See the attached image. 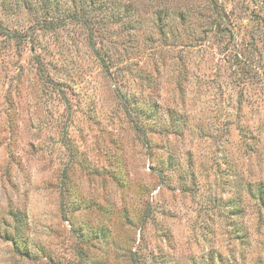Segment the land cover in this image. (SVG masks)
Returning a JSON list of instances; mask_svg holds the SVG:
<instances>
[{"label": "rangeland", "instance_id": "1", "mask_svg": "<svg viewBox=\"0 0 264 264\" xmlns=\"http://www.w3.org/2000/svg\"><path fill=\"white\" fill-rule=\"evenodd\" d=\"M202 3L223 5L234 31L218 32L210 8L195 33L157 44L137 34L126 0H0L9 31H0V175L15 189L12 168L30 156L55 158L47 187L59 220L68 208L104 221L88 231L74 222L50 227L59 251L24 257L4 220L0 264H130V249L145 264H233L216 245L227 249L243 230L241 248H252L237 220L213 216L222 205L257 233L264 224L246 211L256 205L255 182L240 178L241 168L253 174L264 164L251 156V135L264 152V0ZM142 100L149 110L136 107ZM161 109H210L215 135L171 115L160 124ZM77 182L93 193L87 201ZM44 199L35 193L34 206ZM9 216L20 221L18 212ZM244 262L264 264V256L254 249Z\"/></svg>", "mask_w": 264, "mask_h": 264}, {"label": "clouds", "instance_id": "2", "mask_svg": "<svg viewBox=\"0 0 264 264\" xmlns=\"http://www.w3.org/2000/svg\"><path fill=\"white\" fill-rule=\"evenodd\" d=\"M131 3L135 9L133 21L136 23V32L144 38H151L157 44L172 43L187 33H195L200 27V13L207 12L211 15L210 4L202 3V0H126ZM137 93V96H140ZM144 99H147L145 96ZM155 99V97H153ZM138 109L147 111L151 107L150 103L143 100L136 104ZM210 109L205 113L200 111H184L177 110L173 113H167L164 109L157 112L154 119L164 124L168 121L169 115L189 124H202L204 129L210 135H215V120L213 119ZM242 151V150H241ZM210 154V153H209ZM59 161L53 158V163L45 156L36 155L28 157L23 164L22 170L12 168L10 170V178L16 185L15 189L8 186V176L0 175V229L4 228L3 221L7 220V231L11 235L27 244V247L35 254L39 255L41 249L48 248L59 251V243L55 241L50 227L59 226L67 229L69 222H74L78 226L83 227L86 231L95 230L104 222L102 217H98L94 210L89 209L86 213L73 214L70 209L65 208L63 215L68 220L60 221L57 211L58 202L49 194L47 187L48 182L54 179V173L57 172ZM240 178L245 182L264 181V164L258 168H253L249 174L246 168H241ZM77 196L87 201L93 195L88 190L83 189L77 182ZM59 187L57 186V191ZM40 192L45 197L41 207L34 206L33 195ZM216 195H220L219 190H215ZM224 199H227V193H224ZM258 205H250L246 211L249 216L259 214L264 219V209H259ZM20 214V221H14L9 216V211ZM229 208L222 205L217 208L213 219L220 218V223L225 224L227 220H237V223L244 227L251 235L249 237L252 248H241L239 241L231 243L227 249L221 247L225 251V255L240 259L241 252L245 254L252 253L256 250V254L264 256V250L259 249V241L264 240V224L260 226L259 233L256 232L248 217H230L228 215ZM194 219V218H193ZM67 233H65L66 235ZM63 238V237H62ZM214 239V238H213ZM203 251H207L209 245L200 241ZM6 252H10L11 244L3 245ZM230 250V251H229ZM11 259L15 260L13 256ZM251 255L249 256V261ZM8 261V257H5Z\"/></svg>", "mask_w": 264, "mask_h": 264}, {"label": "trees", "instance_id": "3", "mask_svg": "<svg viewBox=\"0 0 264 264\" xmlns=\"http://www.w3.org/2000/svg\"><path fill=\"white\" fill-rule=\"evenodd\" d=\"M211 12L215 15V17L218 19V22L215 23V27L217 28L218 32H223V31H228V32H233L235 27H232L233 25L231 23H227L228 25V29H227V25L224 24V22L226 21L227 17H228V13L225 9V7L223 5H218V4H213L211 5ZM223 21V22H222ZM0 31L1 32H6V34H9V31H4V29L2 28V26L0 25ZM103 60V59H102ZM104 62V61H103ZM105 66V65H104ZM40 71V69H39ZM42 72V71H40ZM42 74V73H40ZM182 80L179 78L178 79V83L179 85L181 84ZM124 106L127 112L130 111V107L128 104H125L124 102ZM262 146L256 141L254 140L253 136L251 135V156L252 155H256V154H260L261 156H255V157H259V160H264V152L261 150ZM252 172V170H251ZM251 190L253 192V198L255 200V204L258 205V209H264V181H256L254 183V186H251ZM245 238H246V233L243 230L241 231H237L235 233V237L234 240L232 241H239L240 246H243V243L245 242ZM13 239V237L11 238V240ZM12 243L15 245L17 249V252L19 250L20 254L24 257H28L30 255L31 250L27 247L26 242L24 241H16V239L12 240ZM244 248V247H243ZM245 253L241 252L240 254V259L237 260L235 257H231L233 264H245ZM128 262L130 264H145L141 261V257L138 255V252L135 250L130 249L129 250V255H128Z\"/></svg>", "mask_w": 264, "mask_h": 264}]
</instances>
